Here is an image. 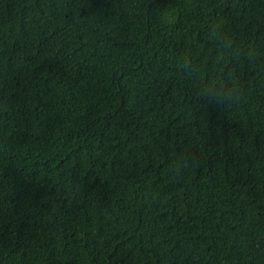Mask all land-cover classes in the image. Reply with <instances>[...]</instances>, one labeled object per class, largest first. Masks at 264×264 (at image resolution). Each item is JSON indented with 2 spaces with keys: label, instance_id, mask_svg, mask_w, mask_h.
<instances>
[{
  "label": "trees",
  "instance_id": "trees-1",
  "mask_svg": "<svg viewBox=\"0 0 264 264\" xmlns=\"http://www.w3.org/2000/svg\"><path fill=\"white\" fill-rule=\"evenodd\" d=\"M0 264H264V0H0Z\"/></svg>",
  "mask_w": 264,
  "mask_h": 264
},
{
  "label": "clouds",
  "instance_id": "clouds-1",
  "mask_svg": "<svg viewBox=\"0 0 264 264\" xmlns=\"http://www.w3.org/2000/svg\"><path fill=\"white\" fill-rule=\"evenodd\" d=\"M153 4H155V0H152ZM215 35V33H213ZM213 87L215 86L216 83H220L221 85V90L216 93V96L213 97H205L207 102L209 104H215L217 106H226L225 101L226 100H233V99H238V97L234 96L233 93L236 91V85H233V88L229 90L228 92L225 91V82L222 76H216L210 78L208 81ZM187 164V158L180 157L176 161V168H183Z\"/></svg>",
  "mask_w": 264,
  "mask_h": 264
}]
</instances>
